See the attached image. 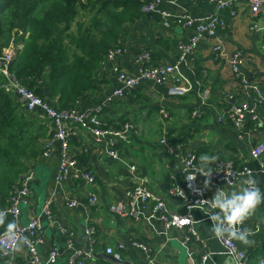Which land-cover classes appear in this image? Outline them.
<instances>
[{"label": "crops", "instance_id": "0c3cea01", "mask_svg": "<svg viewBox=\"0 0 264 264\" xmlns=\"http://www.w3.org/2000/svg\"><path fill=\"white\" fill-rule=\"evenodd\" d=\"M160 6L174 12H185L196 19H203L214 11V4L207 0H163ZM233 10V15L229 9L219 11L223 23L217 30L218 35L229 51H238L246 58L242 72L247 81L257 85L264 96V37L260 31L248 27L252 21L264 23V5L254 16L245 2H237ZM188 32L182 21L174 20L169 27H164L158 16L142 13L126 26L120 38L125 50L115 62L123 71L134 73V55L147 50L154 62L172 64L177 57L176 42L178 39L185 40ZM212 45V39H201L195 48L193 61L180 64V72L191 86L184 95H168L166 85L140 80L135 87L126 91L123 98L103 107L101 117L107 126L118 128L124 122H131L137 127V133L129 134V143L117 142L124 162L107 156L100 146L90 141L84 130L74 125L68 126L70 152L77 160L78 169L92 170L95 176L92 183H85L75 174L67 176L60 184L54 182L59 154L57 140H53L51 154L47 158L39 155L27 161L28 169L33 172L31 192L29 202L20 206L18 221L24 224L31 217L39 218L45 239L40 252L44 254L47 247L56 246L59 249L56 264H66L70 255L63 234L42 217L43 202L51 198L54 216L75 232V247L86 250L80 237L81 226L89 222L95 227L90 257L85 259V264H113L102 255L107 254L105 249L109 246L120 253L121 260L129 264H231V256L209 231L211 221L201 210L203 207L192 209L193 226L198 239L185 243L182 242L184 229L172 231L173 238L166 239L161 224L151 216L149 206L140 208L139 218L135 220L118 216L109 209L112 203L123 200L124 190L135 181L126 165L130 163L135 165V174L145 176L149 187L156 194L164 196L170 210L181 211L182 199L167 195L173 181L180 177L179 164L159 141L161 137L192 152L196 163L200 155L207 154L215 156L216 160L228 159L237 167L248 166L256 186L264 192V172L260 170L258 159L249 154L253 144L264 142V103L255 108L260 120L257 124L248 114H245L240 126L233 123L227 116L230 106L242 102L250 106L253 100L232 76L227 61L214 57ZM97 77L100 79L97 91L85 99L80 98L76 107H94L120 87L109 60H105L97 70ZM206 89L208 92L204 95ZM44 99L51 103L47 98ZM195 109L200 111V115H191ZM30 116L45 128V135L38 142L42 150V142L53 139L52 125L38 114L30 113ZM83 148L86 151H82ZM239 184L219 187L229 191ZM86 189L96 192V204L87 209L66 206L69 197L84 200ZM215 190L210 189L209 195L212 196ZM9 221L14 219L9 215L2 217L0 234L5 231L4 225ZM243 223L244 227L254 230L249 237L251 243L236 240L235 243L247 253V264H258L260 259H264V202ZM130 240L150 246L152 261L148 262L142 250L130 245ZM118 242L125 243V248L118 250ZM204 254L206 258L202 260ZM13 260L15 264H26L27 251L17 246Z\"/></svg>", "mask_w": 264, "mask_h": 264}, {"label": "built area", "instance_id": "2783aa9c", "mask_svg": "<svg viewBox=\"0 0 264 264\" xmlns=\"http://www.w3.org/2000/svg\"><path fill=\"white\" fill-rule=\"evenodd\" d=\"M163 0H150L141 6V12L153 14L159 17L164 27H169L171 22L177 20L182 21L183 25L188 29V37L185 40L178 39L176 42L177 57L174 63L154 62L149 51L142 50L134 55L135 72L129 73L123 71L115 59L124 53V48L116 46L110 49L105 55V60L111 62V70L114 72L117 81L120 84L118 89H114L110 94L103 98L100 104L91 108H57L48 101L40 97L35 91L26 84L19 82L9 71L8 65L13 59L19 44L4 49L0 55V73L3 75L1 87L12 92L22 103L25 111L38 114L40 117L46 118L53 128V139L48 138L42 142L41 158H47L51 154L53 140L58 141L59 154L57 159V170L54 175V182L60 184L67 176L75 174L79 176L85 183H92L95 179L92 170L78 169L77 160L70 152V140L68 126H77L88 133L89 139L93 144L100 146L101 150L109 157L123 161L122 156L117 148V142L129 143V134L137 133V127L131 122H124L120 127L107 126L101 117L103 107L110 102L123 98L127 90L135 87L140 80H152L159 85L167 86L168 95L182 96L190 89V83L180 72V64L193 61L194 52L198 42L201 39H212V52L216 58H224L232 73V76L238 80L239 86L248 97H251L253 104L250 106L246 102L240 104H232L227 112V116L236 126H240L245 114L257 124L260 120L255 113L258 104L264 103V96L259 92L258 86L247 81L242 72V66L246 58L238 51H229L224 45L222 39L218 35V28L222 25V19L219 11L229 9L233 15V6L237 2H245L250 8L251 14L254 16L264 5V0H207L214 4V11L203 19H196L185 12H174L169 9L162 8L160 3ZM249 29L260 31L264 37V23L252 21ZM264 48V41L262 44ZM104 60V62H105ZM208 90H204L206 95ZM163 115H166L160 110ZM191 115H200L199 110L191 111ZM159 141L166 146V151L177 159L179 164V176L173 181L172 186L168 189L167 195L178 196L182 199L181 211L170 210L166 204L164 196L156 194L148 184L145 176L135 174V165L127 163L130 175L134 178V183L127 187L123 193V200H118L109 206L111 212L118 216L131 218L133 220L139 218L140 208L149 206L151 208V216L155 218L162 226L166 239L173 238L171 232L185 230L182 235V242L191 239H198V235L193 226L192 209L194 207H206L211 200L209 195L210 189H217L221 185L233 187L242 180L252 178V170L242 165L237 167L228 159H217L212 164V172L205 176L199 173V167L195 162V155L189 150L182 149L180 144L170 143L166 138L161 137ZM82 151H86L83 148ZM249 154L252 158L258 159L260 170L264 172V142L259 141L253 144ZM227 173V177H226ZM186 175L195 176L191 181L186 179ZM33 178V172L28 169L18 179L13 186L11 193L6 199V204L0 208V218L9 215L15 222V236L9 238L6 231L0 234V264H15L13 255L17 246H22L28 253V262L26 264H56L59 249L56 246H49L45 249V253L40 252V248L44 245L45 239L38 217H31L26 223H20L19 214L20 206L29 202L30 182ZM206 180V181H205ZM204 182L208 183L205 187ZM97 194L91 189H86L84 200H78L73 197L67 198L66 206L74 208L81 206L84 209L96 204ZM42 217L48 222L55 225L56 229L65 237V247L70 252L66 264H85V259L90 257V250H83L75 247V232L66 223L59 221L51 209V198L44 200L41 210ZM85 231L90 236V244L93 241L95 227L89 222H85ZM243 230L244 223L240 226ZM251 233L254 231L247 228ZM220 242L223 248L231 256V264H247V253L238 248L235 240L230 238H222ZM129 244L142 250L151 262L150 246L137 240H130ZM204 246V244H202ZM118 250L125 248V243L118 242L116 245ZM117 260H121L118 251H114L110 246L105 249ZM206 254L202 256L205 260ZM258 264H264V259H260Z\"/></svg>", "mask_w": 264, "mask_h": 264}, {"label": "trees", "instance_id": "16d2710c", "mask_svg": "<svg viewBox=\"0 0 264 264\" xmlns=\"http://www.w3.org/2000/svg\"><path fill=\"white\" fill-rule=\"evenodd\" d=\"M148 1L0 0V55L20 43L8 71L57 108L76 107L97 91L105 55L120 46L126 26ZM2 82L0 73V208L27 161L40 155L45 135Z\"/></svg>", "mask_w": 264, "mask_h": 264}, {"label": "clouds", "instance_id": "9594fccd", "mask_svg": "<svg viewBox=\"0 0 264 264\" xmlns=\"http://www.w3.org/2000/svg\"><path fill=\"white\" fill-rule=\"evenodd\" d=\"M214 161H216L215 156L200 155L197 158L198 172L205 176L209 175ZM194 178L195 176L186 175L188 181ZM204 185L207 187L208 183L204 182ZM262 202H264V192L256 186L255 180L249 177L229 191L218 187L207 206L201 210L208 215L211 221L209 231L217 240L227 237L248 244L251 243L249 237L252 233L246 227L241 230L239 226L253 215ZM4 227L9 238L15 236L14 221L7 222Z\"/></svg>", "mask_w": 264, "mask_h": 264}, {"label": "water", "instance_id": "95a60500", "mask_svg": "<svg viewBox=\"0 0 264 264\" xmlns=\"http://www.w3.org/2000/svg\"><path fill=\"white\" fill-rule=\"evenodd\" d=\"M250 151V150H249ZM85 224L81 226L80 228V237L82 239V241L84 242L85 244V248L86 250H90V236L88 233H86L85 231ZM104 258H107L108 260H110L113 264H129L128 262L126 261H123V260H117L115 259L114 257H112L111 255H107V254H102Z\"/></svg>", "mask_w": 264, "mask_h": 264}]
</instances>
